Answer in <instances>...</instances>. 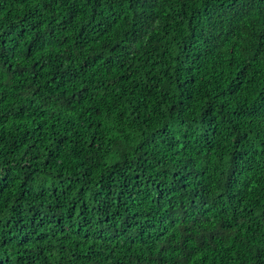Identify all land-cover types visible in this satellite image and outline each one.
I'll use <instances>...</instances> for the list:
<instances>
[{
  "label": "trees",
  "instance_id": "1",
  "mask_svg": "<svg viewBox=\"0 0 264 264\" xmlns=\"http://www.w3.org/2000/svg\"><path fill=\"white\" fill-rule=\"evenodd\" d=\"M0 264H264V0H0Z\"/></svg>",
  "mask_w": 264,
  "mask_h": 264
}]
</instances>
